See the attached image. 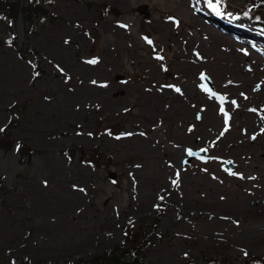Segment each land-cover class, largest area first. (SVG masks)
I'll use <instances>...</instances> for the list:
<instances>
[{
    "label": "rangeland",
    "instance_id": "obj_1",
    "mask_svg": "<svg viewBox=\"0 0 264 264\" xmlns=\"http://www.w3.org/2000/svg\"><path fill=\"white\" fill-rule=\"evenodd\" d=\"M47 5L49 19L31 35L21 16L0 20V129L14 103L25 105L11 137L31 152L22 159L0 151V264H77L161 206L162 239L146 264H179L184 255L202 264V254L232 264L264 258L263 34L245 17L217 14L213 0ZM101 5L118 14L103 17ZM210 29L224 42L216 45ZM26 46L40 56L37 79L18 53ZM202 75L214 94L203 90ZM72 146L97 148L114 165L95 168L69 155ZM188 149L208 157L182 167ZM228 162L232 170L223 168ZM257 198L262 211L253 213Z\"/></svg>",
    "mask_w": 264,
    "mask_h": 264
},
{
    "label": "trees",
    "instance_id": "obj_2",
    "mask_svg": "<svg viewBox=\"0 0 264 264\" xmlns=\"http://www.w3.org/2000/svg\"><path fill=\"white\" fill-rule=\"evenodd\" d=\"M48 0H0V20L7 21L11 24L18 16H21L25 23V33L31 35L36 23L40 20L49 19L50 14L47 9ZM214 8L218 13H224L232 17H246L247 21L255 26L258 31L264 33V0H243L244 4L235 6L230 0H213ZM102 16L105 17L110 13L118 14L117 11L108 12V7L101 5ZM8 43L16 48L17 38L11 34ZM1 44V43H0ZM18 53L22 57L30 58L33 62L36 72L35 79L41 74L40 56L29 46L21 47ZM165 72L170 73L168 63L164 62ZM25 105L14 103L10 108V119L8 124L3 128L0 134V151H9L15 148L21 155V158L29 159L31 157L30 148L27 144L14 143L11 134L19 122V115ZM115 126L112 127L114 129ZM68 154L72 157L76 155L79 158L89 161L95 168L108 169L114 165L113 160L108 155L103 154L97 148L85 151L81 147L72 146ZM5 192L4 185L0 182V194ZM164 208H158L151 220L144 221L139 225L134 222H128L122 232L121 239L106 248L99 255L88 260H81L77 264H146L145 256L148 249L162 239V235L157 232L160 222L162 221ZM202 264H232L231 258L227 256L214 257L201 255ZM20 264H34L29 260H24ZM75 264V263H71ZM179 264H198L196 259L187 255L183 256ZM243 264H264V258H253L246 255Z\"/></svg>",
    "mask_w": 264,
    "mask_h": 264
},
{
    "label": "water",
    "instance_id": "obj_3",
    "mask_svg": "<svg viewBox=\"0 0 264 264\" xmlns=\"http://www.w3.org/2000/svg\"><path fill=\"white\" fill-rule=\"evenodd\" d=\"M138 13L141 15V17L144 19V20H147L150 16V13L148 12V9L146 6H141L137 9ZM200 79L202 80V82L205 84L207 90L210 92V93H214L215 92V89H214V86L212 85L210 79L205 76V75H202L200 77ZM117 81H121L122 80V77L121 76H118L116 78ZM207 157V153L205 152H202V151H191L189 150L187 152V158H185L184 162H183V166H186L188 164H190V162L192 161V159L196 158V159H206ZM226 166H228L230 169H233L234 165L230 162H228L223 168H225Z\"/></svg>",
    "mask_w": 264,
    "mask_h": 264
},
{
    "label": "bare ground",
    "instance_id": "obj_4",
    "mask_svg": "<svg viewBox=\"0 0 264 264\" xmlns=\"http://www.w3.org/2000/svg\"><path fill=\"white\" fill-rule=\"evenodd\" d=\"M211 22L214 23V24H216V23L213 22V21H211ZM215 26H217V25H215ZM218 27H220V25H219ZM218 27H216L215 29H217ZM215 29H210L208 32H209V34H210V37H211V38L214 40V42L216 43V45H219L220 43H222V42H224V41H223V38H222L220 35H218V33L216 32ZM239 31H240V33H241L242 36H246L247 33H250V32H248V29H239ZM173 110H174V108L172 107V111H173ZM209 118H210V119H214V117L211 116V115H210ZM225 126H227V125H225ZM258 198H259V197H258ZM258 198L255 199V200L252 202V207H249V206H248L249 211H251V212H253V213H254L255 210H258V209H260V210L262 211V206H260V205L258 204Z\"/></svg>",
    "mask_w": 264,
    "mask_h": 264
},
{
    "label": "snow or ice",
    "instance_id": "obj_5",
    "mask_svg": "<svg viewBox=\"0 0 264 264\" xmlns=\"http://www.w3.org/2000/svg\"><path fill=\"white\" fill-rule=\"evenodd\" d=\"M148 43H151V41H148ZM89 63H96V61L95 60H92V61H89ZM203 90H205V91H207V89H203ZM177 91H179L178 89H177ZM221 111H223V109H221ZM226 123H227V120L225 121ZM0 131H3V129H0Z\"/></svg>",
    "mask_w": 264,
    "mask_h": 264
}]
</instances>
